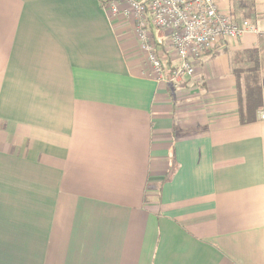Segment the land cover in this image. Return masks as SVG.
I'll return each instance as SVG.
<instances>
[{"label":"crops","instance_id":"0c3cea01","mask_svg":"<svg viewBox=\"0 0 264 264\" xmlns=\"http://www.w3.org/2000/svg\"><path fill=\"white\" fill-rule=\"evenodd\" d=\"M102 2L0 0V264H264V0H216L254 31L176 83ZM248 50L262 106L241 123Z\"/></svg>","mask_w":264,"mask_h":264},{"label":"built area","instance_id":"2783aa9c","mask_svg":"<svg viewBox=\"0 0 264 264\" xmlns=\"http://www.w3.org/2000/svg\"><path fill=\"white\" fill-rule=\"evenodd\" d=\"M113 14L131 19L139 50L158 79H165L167 67L150 35L149 25L165 34L178 58L169 71V81L193 75L194 61L215 52L222 43L239 40L254 27L247 20L237 22L232 13L219 9L216 0H101ZM264 118V112H260Z\"/></svg>","mask_w":264,"mask_h":264},{"label":"trees","instance_id":"16d2710c","mask_svg":"<svg viewBox=\"0 0 264 264\" xmlns=\"http://www.w3.org/2000/svg\"><path fill=\"white\" fill-rule=\"evenodd\" d=\"M242 15L247 16L249 13L243 12ZM211 53L212 55L216 54L215 52ZM233 64V73L237 80L239 119L241 123L252 122L256 119V113L262 106L258 55L252 50L245 51L242 55L234 57ZM164 65L166 66V64ZM169 71L170 69L167 68V74Z\"/></svg>","mask_w":264,"mask_h":264}]
</instances>
